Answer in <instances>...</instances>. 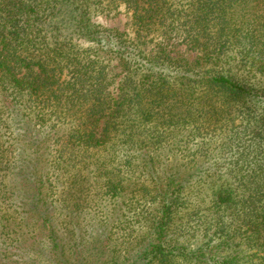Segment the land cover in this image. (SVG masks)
<instances>
[{
  "label": "trees",
  "instance_id": "16d2710c",
  "mask_svg": "<svg viewBox=\"0 0 264 264\" xmlns=\"http://www.w3.org/2000/svg\"><path fill=\"white\" fill-rule=\"evenodd\" d=\"M121 7L132 13L137 36L155 43L150 53L134 38L92 23V14ZM85 36L100 46L75 42ZM169 39L196 51L194 62L171 55ZM98 49L120 59L117 95ZM239 66L264 77V0H0V127L9 131L21 119L52 135L39 156L54 169L68 164L78 172L94 162L90 150L119 138L98 173L115 195L135 188L115 173L121 153L131 165L147 156L144 181L160 157L168 161L160 162L163 179L155 186L140 182L142 196H134L158 205L149 231L134 227L121 247L114 242L121 215L105 223L112 264H264V87L241 77ZM187 161L193 166L181 177ZM3 162L12 163L1 154ZM74 175L67 174L62 189L75 197L62 196L54 206L37 194L27 203L49 242L28 245L34 223L21 216L12 228L6 218L12 212L0 214L6 236L0 264L14 256L20 257L14 264L70 263L59 242L67 237L60 231L75 221L84 186L69 179ZM187 181L199 184L187 191ZM140 231L156 234V243H139Z\"/></svg>",
  "mask_w": 264,
  "mask_h": 264
},
{
  "label": "rangeland",
  "instance_id": "374dc122",
  "mask_svg": "<svg viewBox=\"0 0 264 264\" xmlns=\"http://www.w3.org/2000/svg\"><path fill=\"white\" fill-rule=\"evenodd\" d=\"M91 21L100 26L116 30V34H123V39L134 38L137 42L141 43L140 48L146 53H150L152 49L156 47L154 42H148L150 36L147 38H142L141 36L139 38L137 36V28L133 24L134 20L132 13L125 10L123 7H121L120 10L117 9L92 14ZM141 34L145 35V32H141ZM75 42L81 47L93 46L98 48L100 46L97 44L96 40L92 41L88 36L80 37L79 39L75 38ZM165 44L167 46L166 50H169L174 57H184L187 61L194 62L198 55L196 51L189 49L185 44L178 43L174 39L167 40ZM98 53H100L102 59H105V63L109 64L108 70L111 76L110 80L113 82L110 89L114 95H117V88L122 78L123 68L120 59L111 53L106 54L104 51H101V49H98ZM235 64L236 62L233 65ZM221 65L223 66L224 63H221ZM210 66L212 65H209V67ZM217 67L219 70L221 69L220 66ZM143 69L145 68H142L140 71ZM235 70H237L239 74H242L241 77L248 79L253 85L264 87V83L262 82L264 77L260 78V75L253 76L242 66L235 68ZM35 129L38 128L27 126L21 119H18V122L14 123L9 131L0 127V155L5 154V156L9 157L12 161V163L3 162L6 166L0 163V214H2V212L5 213L4 211H8L9 213L12 212V215H6V218L8 220L10 219L12 228H15L14 222L17 221V219L19 220L21 216L27 221L34 223L32 227L34 235L32 239H30L28 245L41 244L39 239L44 238V240H48L49 231L45 229V225L43 226V224L40 223L41 218L39 213L29 208L27 203L37 194L44 196L50 204L54 203V206L61 202L60 199L62 196L69 195V197H75L74 190L70 189V193L68 192L67 187L69 186V180H67V174L71 173L73 175L76 173V175L69 179L79 182L83 181L84 186L77 190V192H81V194L80 197L77 198L79 206L73 209V212H75V221L73 224H69L70 227L66 230L67 232L65 230L60 231L62 232L61 237H67L66 241L61 238L59 242L64 245L62 246V252L65 251L64 257L69 258L71 261L67 263V260L63 259L66 263L63 261L60 262V264H112L109 260V244H111V240L107 229L108 224L106 225L105 223L109 222V217L117 219V217L121 215L122 221L117 226L116 240H114V242L121 247L126 246L125 237L128 245L130 241L129 235L134 227L149 231V224L153 223L159 215L157 210L158 205L155 204L154 199L148 198V200L144 202L143 200L139 201L134 196L138 198L142 196V184L140 182L155 186L157 181L159 182L163 179V165L160 162L162 161L163 164H167L168 161L160 157L157 170L150 176L149 180L144 181L148 176H142L140 171L146 163L145 159L147 156L143 153L139 159L137 157L133 158L132 161L135 160V164L131 165L127 162V158L123 156V153H121L122 155H120L119 158L122 159L120 163L122 170L115 171V173H119V175L124 178V184H126L129 179L128 182L130 184L134 183L135 188L134 190L130 188L129 191L125 188L121 195H115L102 183V179L101 177L99 178L98 173H100L99 167L102 160L110 155L112 149L118 147V143L121 141L119 138L110 139L104 147H98L99 149L97 151L90 150V156L88 158H91V161L93 159L94 162L90 166L85 163L79 165L78 167H80L79 169H81V171L78 172L76 171L78 168L71 167L68 164L54 169L46 158L40 157L39 153L47 152L46 148L49 142L52 141V135L45 136L44 133H38ZM111 135L118 137L116 132H111ZM120 137H123V135H120ZM7 146L10 147L6 148ZM36 156L38 158H36ZM25 157H28L29 162L23 161ZM31 157L33 160L30 159ZM188 163L187 161L186 164ZM86 165L89 168H86ZM109 165L111 164L109 163ZM191 166H193V164L189 163L183 168L185 175L181 177L187 176ZM201 166H208V164L202 163ZM34 170L36 171L35 173ZM49 170L50 172H48ZM95 174H97V176ZM175 184H177V182H175ZM184 184L187 187L186 190L190 191L192 187L195 184H199V182L187 181V183L184 182ZM64 185L67 186L65 191L62 189ZM78 186L79 185H77V187ZM136 188H138V194L135 190ZM63 198L62 201H64ZM151 202L153 203L151 204ZM127 207L129 208V216H122V213L127 210ZM41 211L42 210H39V212ZM69 211L70 210H68L67 213ZM138 213H140V216H138ZM54 214L55 213H51V215ZM53 217L56 220L57 215ZM34 218L36 222H34ZM139 219H141V224L134 222ZM98 221H101L103 226L100 224L98 226ZM1 229L2 224L0 223V248L2 249L6 236L1 232ZM73 229H75V234L72 232ZM139 237L142 242H138L141 244H147L153 241V243H156V234H151L149 238H147L142 235V231H140ZM136 242L137 240L132 244L135 245ZM56 251L57 249L52 252L55 256ZM17 258L20 257H11L7 260V263L14 264L11 263V259Z\"/></svg>",
  "mask_w": 264,
  "mask_h": 264
}]
</instances>
